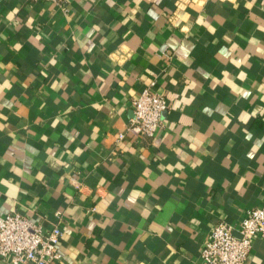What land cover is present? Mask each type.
<instances>
[{
  "label": "crops",
  "instance_id": "obj_1",
  "mask_svg": "<svg viewBox=\"0 0 264 264\" xmlns=\"http://www.w3.org/2000/svg\"><path fill=\"white\" fill-rule=\"evenodd\" d=\"M151 83L145 142L125 127ZM263 205L264 0H0V216L58 224L60 264H201Z\"/></svg>",
  "mask_w": 264,
  "mask_h": 264
},
{
  "label": "built area",
  "instance_id": "obj_2",
  "mask_svg": "<svg viewBox=\"0 0 264 264\" xmlns=\"http://www.w3.org/2000/svg\"><path fill=\"white\" fill-rule=\"evenodd\" d=\"M49 2L62 7L66 0H26ZM132 116L126 130L136 139L151 141L163 126L167 109L165 98L157 93L153 84L146 85L131 101ZM124 133H119L114 143H119ZM58 221L62 214L54 213ZM62 231L58 224L43 230L29 218L19 213L0 216V259L7 264H60L58 245ZM264 237V205L246 212L236 225L218 222L212 226L199 250L201 264H244L254 238Z\"/></svg>",
  "mask_w": 264,
  "mask_h": 264
}]
</instances>
